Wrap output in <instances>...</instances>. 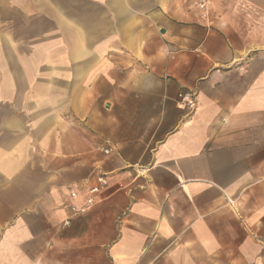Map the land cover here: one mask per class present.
<instances>
[{"label":"crops","instance_id":"obj_1","mask_svg":"<svg viewBox=\"0 0 264 264\" xmlns=\"http://www.w3.org/2000/svg\"><path fill=\"white\" fill-rule=\"evenodd\" d=\"M0 264H264V0H0Z\"/></svg>","mask_w":264,"mask_h":264},{"label":"built area","instance_id":"obj_2","mask_svg":"<svg viewBox=\"0 0 264 264\" xmlns=\"http://www.w3.org/2000/svg\"><path fill=\"white\" fill-rule=\"evenodd\" d=\"M191 1L193 2V5L196 7V9L202 14V16H203L204 18H208L209 13H210V9H211V7L213 6L215 0H191ZM189 96H190V94L184 95V96H183V99L185 100V99H187V97H189ZM188 104H189V107H190L191 109H194L195 106H196L195 100H194L192 97H191V99L188 101ZM100 184H101V186H100V187H95V188H93L92 191H91V193H94V194H95V193H98V192L101 190V188H103V187L107 184V182H106L105 179H100ZM72 197H73V198H76V197H77V194H76V193H73V194H72ZM94 203H95V200H94L93 198L90 197V198L87 200V203H86L85 208H83V209L73 208V211H74L75 213L84 212V211H86L88 208H90Z\"/></svg>","mask_w":264,"mask_h":264}]
</instances>
